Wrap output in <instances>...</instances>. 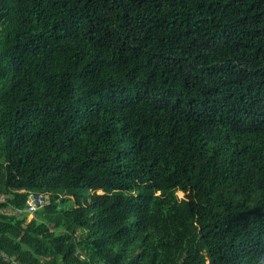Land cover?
Listing matches in <instances>:
<instances>
[{"label":"trees","instance_id":"obj_1","mask_svg":"<svg viewBox=\"0 0 264 264\" xmlns=\"http://www.w3.org/2000/svg\"><path fill=\"white\" fill-rule=\"evenodd\" d=\"M0 192V264H264V0H0Z\"/></svg>","mask_w":264,"mask_h":264},{"label":"built area","instance_id":"obj_2","mask_svg":"<svg viewBox=\"0 0 264 264\" xmlns=\"http://www.w3.org/2000/svg\"><path fill=\"white\" fill-rule=\"evenodd\" d=\"M10 197L9 193L6 192H0V204H3L7 201V199ZM49 199L47 194H35V193H29L27 201H26V209L24 212L28 213L30 215H34V213L40 208L48 204ZM16 214H21L22 211L18 210L15 212ZM6 263L7 264H19L16 261H14L12 258H9L5 256Z\"/></svg>","mask_w":264,"mask_h":264},{"label":"rangeland","instance_id":"obj_3","mask_svg":"<svg viewBox=\"0 0 264 264\" xmlns=\"http://www.w3.org/2000/svg\"><path fill=\"white\" fill-rule=\"evenodd\" d=\"M63 196H65V194H62ZM66 196H69L71 199H74V195L73 194H70V195H66ZM178 196H179V198H184V193H182V192H178ZM34 217V215H30L28 218H29V220H31L32 218Z\"/></svg>","mask_w":264,"mask_h":264}]
</instances>
